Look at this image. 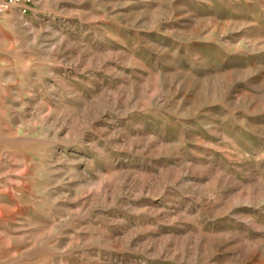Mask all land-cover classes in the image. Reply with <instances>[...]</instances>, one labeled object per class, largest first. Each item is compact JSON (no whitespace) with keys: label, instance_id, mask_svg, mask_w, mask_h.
Segmentation results:
<instances>
[{"label":"rangeland","instance_id":"374dc122","mask_svg":"<svg viewBox=\"0 0 264 264\" xmlns=\"http://www.w3.org/2000/svg\"><path fill=\"white\" fill-rule=\"evenodd\" d=\"M0 264H264V0H0Z\"/></svg>","mask_w":264,"mask_h":264}]
</instances>
